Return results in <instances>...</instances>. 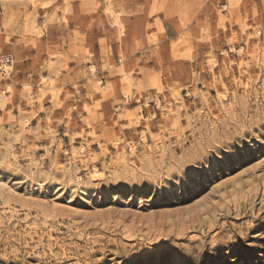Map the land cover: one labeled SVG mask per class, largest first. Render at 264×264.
<instances>
[{"label":"rangeland","instance_id":"374dc122","mask_svg":"<svg viewBox=\"0 0 264 264\" xmlns=\"http://www.w3.org/2000/svg\"><path fill=\"white\" fill-rule=\"evenodd\" d=\"M0 264H264V0H0Z\"/></svg>","mask_w":264,"mask_h":264},{"label":"built area","instance_id":"2783aa9c","mask_svg":"<svg viewBox=\"0 0 264 264\" xmlns=\"http://www.w3.org/2000/svg\"><path fill=\"white\" fill-rule=\"evenodd\" d=\"M13 62V55L12 54H6L1 60H0V69L1 73L4 74L7 72L6 67L11 65Z\"/></svg>","mask_w":264,"mask_h":264}]
</instances>
